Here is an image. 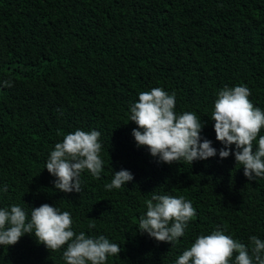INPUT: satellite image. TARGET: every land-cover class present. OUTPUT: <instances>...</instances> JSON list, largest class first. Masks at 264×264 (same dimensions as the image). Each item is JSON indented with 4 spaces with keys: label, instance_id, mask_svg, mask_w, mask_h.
Returning a JSON list of instances; mask_svg holds the SVG:
<instances>
[{
    "label": "trees",
    "instance_id": "obj_1",
    "mask_svg": "<svg viewBox=\"0 0 264 264\" xmlns=\"http://www.w3.org/2000/svg\"><path fill=\"white\" fill-rule=\"evenodd\" d=\"M238 85L264 111V0H0V208L19 205L29 219L45 203L70 212L76 234L121 246L106 264H175L216 229L249 246L264 240V177L249 181L233 155L219 157L211 120L218 91ZM155 87L176 94L177 114L201 119L217 155L169 165L137 147L129 109ZM77 129L101 133L104 166L65 193L45 165ZM121 169L133 180L106 190ZM153 194L196 210L173 245L137 230ZM65 248L25 234L0 246V264H65Z\"/></svg>",
    "mask_w": 264,
    "mask_h": 264
},
{
    "label": "clouds",
    "instance_id": "obj_2",
    "mask_svg": "<svg viewBox=\"0 0 264 264\" xmlns=\"http://www.w3.org/2000/svg\"><path fill=\"white\" fill-rule=\"evenodd\" d=\"M250 95L245 85L224 86L217 93L211 120L216 140L224 146L219 157L233 155L235 163L243 168V175L252 181L264 177V135H260L264 111L253 105ZM175 106L176 94L163 88L139 93L138 101L129 109V121L137 126L131 133L137 147H146L158 162L169 165L181 160L192 164L217 155L212 142L201 138V119L193 112L177 114ZM100 135L96 130L77 129L55 144L45 165L49 174L56 177L55 189L80 193L81 174L85 170L100 178L104 166ZM232 145L235 150L230 148ZM132 180V173L121 169L113 173L111 183L104 187L109 191L119 189ZM3 191H7V186ZM145 204L146 214L139 218L137 230L157 242L173 245L185 235L188 223L196 215L192 202L183 196L153 194ZM72 224L70 212L47 203L31 208L30 219L19 205L0 208V246L15 245L22 236L30 234L48 250L56 251L66 245L62 254L65 264H106L109 256L122 251L119 244L103 235L76 234ZM249 240L250 246L216 229L198 236L175 264H233V257L234 264H264V240L256 236Z\"/></svg>",
    "mask_w": 264,
    "mask_h": 264
}]
</instances>
